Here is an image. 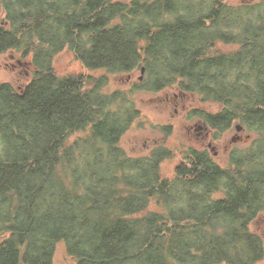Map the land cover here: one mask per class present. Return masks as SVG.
<instances>
[{
	"label": "trees",
	"instance_id": "obj_1",
	"mask_svg": "<svg viewBox=\"0 0 264 264\" xmlns=\"http://www.w3.org/2000/svg\"><path fill=\"white\" fill-rule=\"evenodd\" d=\"M0 54L29 55L21 88L0 81V264H258L264 239V0H0ZM73 53L89 74L58 75ZM143 68L130 90L107 74ZM194 94L191 110L218 137L253 134L221 166L188 147L130 154L134 90ZM217 103L219 110L204 107ZM159 128L168 136L169 124Z\"/></svg>",
	"mask_w": 264,
	"mask_h": 264
},
{
	"label": "rangeland",
	"instance_id": "obj_2",
	"mask_svg": "<svg viewBox=\"0 0 264 264\" xmlns=\"http://www.w3.org/2000/svg\"><path fill=\"white\" fill-rule=\"evenodd\" d=\"M241 1L255 2L257 0H226V2L232 4ZM2 21L3 12L0 8V22ZM18 61L21 64H18ZM53 68L58 75L84 73L94 77L104 73L102 70L94 73L88 72L68 49H64L54 56ZM140 76L142 77L141 70L122 74H107V84L104 90H130ZM30 78L31 63L29 55L22 57L20 52L13 50L0 54V81H8L15 88L21 89ZM178 92L168 88L159 92L134 90L130 93V98L138 108L139 115L121 137L120 143L128 153L135 155L149 153L155 145H159L163 138H166L164 144L175 148L177 151L168 159L163 160L160 169L165 175L171 177L175 166L182 160L184 150L188 147H206L207 143L210 142V137L214 141L211 144L210 154L214 153L212 155L214 160L221 166H227V154L231 149L235 147L246 149L250 146L253 141V134L248 133L245 129L237 131L235 129L237 123L235 122H233L230 129L218 137H213V130L210 129L209 138L201 139L199 137L196 139L195 133L191 132L190 134L187 127L199 123L200 119L198 117L191 116V110L199 105L198 98L194 94H178ZM174 93H177L178 96L174 97ZM202 105L213 111L219 110L218 104L214 102ZM160 124L171 126V132L168 136L159 128L158 125ZM198 127L202 130V124H198ZM201 134L203 135L202 132ZM236 135L238 138L235 137ZM251 228L261 233L264 239V212L260 213L251 222ZM6 236V233L0 232V242ZM53 257L54 264H74L73 259L66 253L63 242L56 245ZM258 264H264V255Z\"/></svg>",
	"mask_w": 264,
	"mask_h": 264
},
{
	"label": "flooded vegetation",
	"instance_id": "obj_3",
	"mask_svg": "<svg viewBox=\"0 0 264 264\" xmlns=\"http://www.w3.org/2000/svg\"><path fill=\"white\" fill-rule=\"evenodd\" d=\"M18 64H21V62L18 61ZM175 91H177V90H175ZM179 93L180 94H186V93H183V92H180V91L178 92V94ZM178 94L174 93L173 95H174V97H176V96H178ZM169 101H170V98H169ZM198 124H202V130H201V128L199 129ZM187 129L190 132V134H191V132L195 133L196 139L199 138V137H201V139L209 138V136H210V134H209L210 133V128H208L205 125V123L203 121H201V119L199 120V123H197V124L195 123V124L189 125L187 127ZM201 132L203 133V135L201 134ZM235 137L238 138L237 135ZM210 138H211L210 142L207 143L206 147H202L203 149H206L209 153L211 152V144L214 142V141H212L213 138L212 137H210ZM212 155H214V153H212Z\"/></svg>",
	"mask_w": 264,
	"mask_h": 264
},
{
	"label": "water",
	"instance_id": "obj_4",
	"mask_svg": "<svg viewBox=\"0 0 264 264\" xmlns=\"http://www.w3.org/2000/svg\"><path fill=\"white\" fill-rule=\"evenodd\" d=\"M143 68H141V73H143ZM200 127V126H199ZM235 129L237 130V131H239V130H241V126L239 125V124H236L235 125ZM234 138V137H233ZM233 138H232V140H233ZM235 139V138H234Z\"/></svg>",
	"mask_w": 264,
	"mask_h": 264
}]
</instances>
